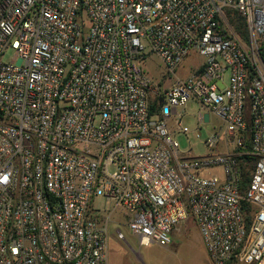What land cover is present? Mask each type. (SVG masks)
Wrapping results in <instances>:
<instances>
[{"label":"built area","instance_id":"1","mask_svg":"<svg viewBox=\"0 0 264 264\" xmlns=\"http://www.w3.org/2000/svg\"><path fill=\"white\" fill-rule=\"evenodd\" d=\"M262 55L264 0H0V264H107L98 198L140 247L192 218L212 264H264ZM190 101L222 122L195 158L168 125Z\"/></svg>","mask_w":264,"mask_h":264},{"label":"rangeland","instance_id":"2","mask_svg":"<svg viewBox=\"0 0 264 264\" xmlns=\"http://www.w3.org/2000/svg\"><path fill=\"white\" fill-rule=\"evenodd\" d=\"M236 33L246 40L237 31ZM201 60L200 56L193 54L177 71L176 76L187 75L191 69L200 66ZM146 68L150 74L154 73L157 76L162 71L161 62L156 56L147 59ZM201 111V106L197 102L190 101L178 110L168 124L173 138L179 142L180 148L186 153L187 158L207 154L204 145L205 139L209 134L222 128V122L206 109L202 111L205 122L199 126L198 115ZM179 121L182 131L178 130L177 122ZM212 172L220 174L218 169ZM95 206L102 208L107 213L110 212L111 216L107 264H211L201 234L192 218L181 224L175 231L174 234L177 236L173 237V242L169 247L162 248L156 245L140 247L139 239L130 231L127 219L121 209H115L114 203H107L99 198L96 200ZM118 229L124 234L125 240L118 238Z\"/></svg>","mask_w":264,"mask_h":264},{"label":"trees","instance_id":"3","mask_svg":"<svg viewBox=\"0 0 264 264\" xmlns=\"http://www.w3.org/2000/svg\"><path fill=\"white\" fill-rule=\"evenodd\" d=\"M230 21L235 25L236 31L238 34H240L244 39L248 38V31L246 28V24L244 22V19L238 15L236 12L229 13ZM262 58L264 60V55H262ZM246 149H250V135H247V143H246ZM238 150L243 151L242 148H239ZM240 165L243 168V173H242V181H241V194L244 195L248 183L250 182L251 179V171L254 168V158L250 156H242L239 158ZM242 206L244 207L246 211V221L248 222L249 217H248V212L250 211V205L246 203L245 201L242 202ZM229 264H238L236 260L232 261Z\"/></svg>","mask_w":264,"mask_h":264},{"label":"crops","instance_id":"4","mask_svg":"<svg viewBox=\"0 0 264 264\" xmlns=\"http://www.w3.org/2000/svg\"><path fill=\"white\" fill-rule=\"evenodd\" d=\"M196 68H197V66H196ZM196 68H194V69H191L189 72H191V71H194ZM180 235V234H179ZM175 236H177V235H175V234H173V237H175ZM207 254V253H206ZM208 256V255H207ZM209 260V259H208ZM210 261V260H209ZM210 263H211V261H210ZM212 264V263H211Z\"/></svg>","mask_w":264,"mask_h":264}]
</instances>
